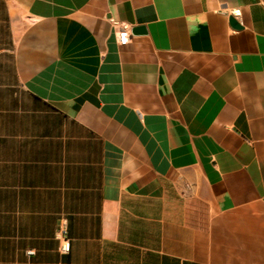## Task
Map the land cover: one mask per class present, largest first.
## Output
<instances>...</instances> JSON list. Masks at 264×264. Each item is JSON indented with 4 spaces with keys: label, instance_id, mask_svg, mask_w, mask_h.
I'll list each match as a JSON object with an SVG mask.
<instances>
[{
    "label": "crops",
    "instance_id": "1",
    "mask_svg": "<svg viewBox=\"0 0 264 264\" xmlns=\"http://www.w3.org/2000/svg\"><path fill=\"white\" fill-rule=\"evenodd\" d=\"M0 264H264V0H0Z\"/></svg>",
    "mask_w": 264,
    "mask_h": 264
},
{
    "label": "built area",
    "instance_id": "2",
    "mask_svg": "<svg viewBox=\"0 0 264 264\" xmlns=\"http://www.w3.org/2000/svg\"><path fill=\"white\" fill-rule=\"evenodd\" d=\"M129 33L130 31L128 26H123L121 32L119 33V41L121 44H126L128 42L130 36ZM70 247H71L70 241L68 239H65V242L63 244V250L65 252H69Z\"/></svg>",
    "mask_w": 264,
    "mask_h": 264
},
{
    "label": "water",
    "instance_id": "3",
    "mask_svg": "<svg viewBox=\"0 0 264 264\" xmlns=\"http://www.w3.org/2000/svg\"><path fill=\"white\" fill-rule=\"evenodd\" d=\"M231 24L235 28L241 27V25L238 23V21L234 17H231ZM145 32H146V28L144 26H137V27L133 28V33H145Z\"/></svg>",
    "mask_w": 264,
    "mask_h": 264
}]
</instances>
